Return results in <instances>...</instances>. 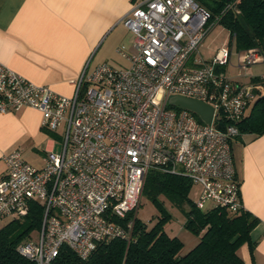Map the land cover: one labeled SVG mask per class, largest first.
<instances>
[{"label": "built area", "instance_id": "2783aa9c", "mask_svg": "<svg viewBox=\"0 0 264 264\" xmlns=\"http://www.w3.org/2000/svg\"><path fill=\"white\" fill-rule=\"evenodd\" d=\"M209 19L196 0H136L122 19L131 48H116L127 63L87 61L69 96L0 62V113L32 107L40 126L61 136L60 150L47 151L40 166L18 148L1 155L0 218L24 214L29 201L43 207L38 238L22 240L21 254L49 264L61 244L86 258L99 241H129L132 220H119L136 215L150 169L199 185V209L243 207L231 144L257 84L226 74L228 45L208 60L196 55L215 24ZM260 59L249 48L239 65ZM172 95L210 104V122L170 105Z\"/></svg>", "mask_w": 264, "mask_h": 264}, {"label": "crops", "instance_id": "0c3cea01", "mask_svg": "<svg viewBox=\"0 0 264 264\" xmlns=\"http://www.w3.org/2000/svg\"><path fill=\"white\" fill-rule=\"evenodd\" d=\"M135 2L0 0V62L69 96L87 61L89 67L101 61L114 64L111 60L121 57L117 47L131 48L133 36L122 19ZM123 60L119 64L127 63ZM40 117L28 106L0 113V176L5 170L1 155L13 148L22 154L35 150L30 160L24 158L36 166L43 164L47 151H54L55 140L40 126ZM231 145L242 205L258 218L250 232L252 253L243 243L238 254L244 264H264V134L240 133Z\"/></svg>", "mask_w": 264, "mask_h": 264}, {"label": "trees", "instance_id": "16d2710c", "mask_svg": "<svg viewBox=\"0 0 264 264\" xmlns=\"http://www.w3.org/2000/svg\"><path fill=\"white\" fill-rule=\"evenodd\" d=\"M210 13L209 22L228 31V46L236 51L256 48L262 51L264 41V0H196ZM232 51V50H231ZM260 78L253 76L252 82ZM241 133L264 134V94L251 104L238 122ZM192 183L186 176L150 169L142 189L156 208V219L148 226L130 212L121 222L132 220L131 238L99 241L86 258L79 257L68 245L61 244L49 264H244L238 254L243 243L252 253L255 241L250 232L258 218L242 207L230 212L210 206L199 209L190 197ZM168 201L184 214L183 227L198 236V241L184 254L183 242L169 235L164 225L171 213ZM43 207L29 201L27 211L12 215L0 226V264H36L18 251L19 243L41 226Z\"/></svg>", "mask_w": 264, "mask_h": 264}, {"label": "rangeland", "instance_id": "374dc122", "mask_svg": "<svg viewBox=\"0 0 264 264\" xmlns=\"http://www.w3.org/2000/svg\"><path fill=\"white\" fill-rule=\"evenodd\" d=\"M128 34L129 36L130 35L133 36L131 32H129ZM228 39L229 37H228L227 29H225L220 24H214L212 25L210 30L207 32L203 41L200 43L198 50L196 52V55L198 56L200 55L203 57V59H206V60L211 59L214 56L218 48L228 45ZM127 49L129 48L127 47ZM231 50L232 51H231L230 58L228 60L227 65L225 66L226 74L230 78L238 80L240 82L242 81L248 82L249 76H258L262 80V81L256 82L257 85L255 87L254 98L252 99L250 105L246 108V113H248L253 101L259 95L264 94V41H263V47L261 51V59L246 67L239 65V59L243 51H236L233 47ZM120 58L116 60L117 57L116 58L114 57L115 60H111V62H113L116 65H121L125 61L123 60L122 57ZM43 129L47 131V136L54 138L55 140L54 151H59L61 148V136L58 133L59 128H57L56 130H49L45 128ZM35 153H36L35 150L23 152L24 157L27 160H30L31 156H33L32 154H35ZM199 190H200L199 185L192 184L190 188V197L194 201L196 200L198 196ZM165 205L168 208L169 212L171 213V218L164 225V229L169 235H175L179 237V239L183 242V246L180 249L179 254L180 255L184 254L198 241V236L183 227L185 216L178 207L171 205L168 201L165 202ZM156 214H157V211H156V208L153 206V204L145 196H141L140 204L136 211L137 217L140 218L142 221L146 222L148 226H150L155 221ZM10 218H11V215L0 218V226L4 224ZM38 230L39 229L32 230L27 238H32L34 240H37Z\"/></svg>", "mask_w": 264, "mask_h": 264}, {"label": "water", "instance_id": "95a60500", "mask_svg": "<svg viewBox=\"0 0 264 264\" xmlns=\"http://www.w3.org/2000/svg\"><path fill=\"white\" fill-rule=\"evenodd\" d=\"M168 103L170 105L179 106L194 112L203 122L208 123L211 120L213 107L197 98H191L182 95H172L168 98Z\"/></svg>", "mask_w": 264, "mask_h": 264}]
</instances>
